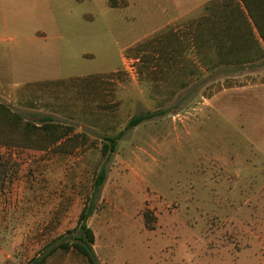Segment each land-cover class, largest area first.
I'll return each instance as SVG.
<instances>
[{
  "label": "rangeland",
  "instance_id": "1",
  "mask_svg": "<svg viewBox=\"0 0 264 264\" xmlns=\"http://www.w3.org/2000/svg\"><path fill=\"white\" fill-rule=\"evenodd\" d=\"M255 35L241 0H0V101L78 134L0 148L17 168L0 188V264L73 241L89 203L96 264H264V136L242 88ZM40 264L88 262L71 249Z\"/></svg>",
  "mask_w": 264,
  "mask_h": 264
},
{
  "label": "trees",
  "instance_id": "2",
  "mask_svg": "<svg viewBox=\"0 0 264 264\" xmlns=\"http://www.w3.org/2000/svg\"><path fill=\"white\" fill-rule=\"evenodd\" d=\"M246 7L248 14L252 18L254 25L259 32L261 24H259L257 15L252 11L249 0H241ZM157 112L146 111L134 115L127 123L124 130L114 135H106L102 139L101 154L108 155L113 152L126 130L131 127L151 119L156 116ZM74 128L71 125H65L58 121L46 117L41 123L25 119L19 112L14 111L10 106L0 101V148L14 147L20 150L29 149L35 151H44L55 146L60 141L71 140L77 142L78 134H73ZM8 133L10 135H8ZM3 152L0 155V188L4 186L5 181L12 179L13 172H17L14 163L10 161V155ZM106 177L105 169L102 168L94 182V197L98 195L100 186ZM93 203L84 206L78 217V236L71 242L66 240L60 241L53 247H50L46 253L40 258H33L34 264H40L46 256L51 255L55 250L69 251L74 250L83 256L88 264H96L97 259L93 251L92 244L94 242V234L92 229L86 224L85 220L93 212ZM144 217L148 227L153 226V216L151 213L145 212ZM54 242V240H52Z\"/></svg>",
  "mask_w": 264,
  "mask_h": 264
},
{
  "label": "crops",
  "instance_id": "3",
  "mask_svg": "<svg viewBox=\"0 0 264 264\" xmlns=\"http://www.w3.org/2000/svg\"><path fill=\"white\" fill-rule=\"evenodd\" d=\"M38 33V32H37ZM254 41L259 49V67L256 71L249 72L251 77L246 79L245 84L243 85L244 92V102L245 105L247 101L249 104L258 100V111H259V127L260 135L264 136V24H261L259 32L254 37ZM255 44H253V47ZM254 61L252 63H256ZM251 64V62H249ZM255 79V80H254Z\"/></svg>",
  "mask_w": 264,
  "mask_h": 264
}]
</instances>
